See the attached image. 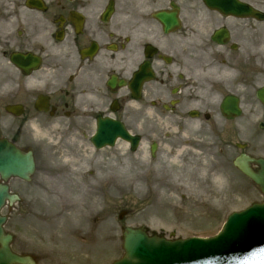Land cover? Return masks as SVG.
Masks as SVG:
<instances>
[{"label": "flooded vegetation", "instance_id": "flooded-vegetation-1", "mask_svg": "<svg viewBox=\"0 0 264 264\" xmlns=\"http://www.w3.org/2000/svg\"><path fill=\"white\" fill-rule=\"evenodd\" d=\"M234 100L264 127V0H0V137L36 157L33 131L106 119L222 145Z\"/></svg>", "mask_w": 264, "mask_h": 264}, {"label": "rangeland", "instance_id": "rangeland-1", "mask_svg": "<svg viewBox=\"0 0 264 264\" xmlns=\"http://www.w3.org/2000/svg\"><path fill=\"white\" fill-rule=\"evenodd\" d=\"M246 109L237 120L242 128L251 122ZM174 119L167 116L155 131L154 158L148 144L134 153L122 141L94 149L91 131L66 137L56 130L44 137L33 131L37 169L30 181H8L20 200L2 210L12 250L31 255L37 264H111L123 254L126 225H145L168 238L207 237L230 212L264 200L232 164L236 142L245 143L249 154L264 155V131L240 129L218 146L210 125L176 133ZM183 133L188 135H178ZM121 210L126 213L119 220Z\"/></svg>", "mask_w": 264, "mask_h": 264}, {"label": "water", "instance_id": "water-1", "mask_svg": "<svg viewBox=\"0 0 264 264\" xmlns=\"http://www.w3.org/2000/svg\"><path fill=\"white\" fill-rule=\"evenodd\" d=\"M237 112V111H236ZM120 135L130 140L132 149L135 142L132 137L120 127L111 122L101 123L96 134L91 138L95 147L105 144L112 145L114 138ZM248 161L258 165L252 170ZM234 164L251 178L264 194V159H251L244 154L238 157ZM34 167L30 152H21L5 140H0V177L7 180L17 176L28 180ZM8 199L9 203L17 200V196L8 192L6 184H0V208ZM121 217V215L119 216ZM5 218L0 216V264H34L29 257L12 253L9 249L11 235L3 232L2 223ZM264 234V202L254 203L240 212H233L223 225L218 235L211 238H187L173 241L148 236L143 227H126L123 232L124 256L112 264H196L205 263L217 257L218 252L228 251L227 247L236 246Z\"/></svg>", "mask_w": 264, "mask_h": 264}, {"label": "bare ground", "instance_id": "bare-ground-1", "mask_svg": "<svg viewBox=\"0 0 264 264\" xmlns=\"http://www.w3.org/2000/svg\"><path fill=\"white\" fill-rule=\"evenodd\" d=\"M75 213H77V214H81L80 211H79V209L76 210ZM79 221H82V219L79 218ZM149 223H150V225H151L153 228H156V227H159V226H160L158 223H156V222H154V221H149Z\"/></svg>", "mask_w": 264, "mask_h": 264}]
</instances>
